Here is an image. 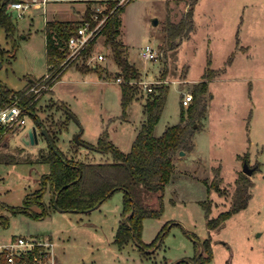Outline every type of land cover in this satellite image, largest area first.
<instances>
[{"label":"rangeland","instance_id":"374dc122","mask_svg":"<svg viewBox=\"0 0 264 264\" xmlns=\"http://www.w3.org/2000/svg\"><path fill=\"white\" fill-rule=\"evenodd\" d=\"M21 1L27 4L22 17L7 5L16 27L12 40L6 39L0 27V45L14 51V57L0 67V83L13 92L22 89L28 78L37 81L47 69L45 19L93 20L94 14L85 16L87 6L105 10L108 0H93L94 4L90 0ZM118 2L124 5L119 13L120 39L129 62L141 72L132 80H164L162 84L168 86L163 109L153 127L155 136L178 123L181 99L186 92L192 94L194 84L207 68V59L211 62L208 67L216 71L207 80L203 95L207 111L202 126H192L193 149L173 155L174 169L164 187L163 211L158 217L142 220L141 241L156 243L145 249L147 253L132 241L121 248L113 243L122 217L120 190L88 211L52 207L48 189L43 195L47 211L42 217L8 210L7 207L20 206L25 196L39 187L40 176L48 172L46 163L25 161L46 150L47 143L41 135L37 143L30 145H24L20 135L6 137L9 144L0 148L1 152H14L20 159L16 163H0V215L6 219L0 223V240L10 234L48 235L54 242L55 264H198L201 250L197 243L210 237L212 258L202 264H264V0ZM188 6L193 8V28L187 35L176 37L180 44L172 47L166 28L177 23ZM153 18L157 19L155 25ZM103 40V35L98 36L88 57L81 54L67 64L59 80L34 95L33 108L30 107L45 128L56 129V144L67 154L73 152L76 135L95 144L104 130L120 151L128 152L145 119L146 92L138 84L136 97L127 106L125 116H121L119 82L113 77L118 67ZM147 43L157 47V60L140 58L139 51ZM231 53L233 60L225 66ZM98 54L104 59L97 60ZM83 64L96 65L97 71L112 76L99 77L95 70L83 72ZM62 106L68 108L69 117ZM64 120L67 124L61 130L51 125ZM34 124L33 116L28 115L25 129ZM204 124L206 129L201 130ZM246 132L249 143L245 148L241 143ZM75 144L81 159L111 160L108 153L89 150L76 141ZM238 151H246L237 157L239 163L234 158ZM244 162L253 168L247 175L252 182L247 206L231 214L219 227L208 229L201 201H209L210 217L228 209ZM219 176L222 193L212 187L207 191V186ZM31 209L39 211L36 205ZM160 231L162 237H158Z\"/></svg>","mask_w":264,"mask_h":264},{"label":"trees","instance_id":"16d2710c","mask_svg":"<svg viewBox=\"0 0 264 264\" xmlns=\"http://www.w3.org/2000/svg\"><path fill=\"white\" fill-rule=\"evenodd\" d=\"M18 0H0V27L3 28L6 39L12 40L16 27L11 20L10 13L7 12V5ZM91 4L95 2L90 0ZM107 7L102 11L106 16L104 25L99 34L104 36V45L110 48L111 56L118 67L113 77L120 78L118 83L120 88L121 116H125L126 108L136 97L138 86L129 83L130 80L139 77V71L131 64L126 56V47L120 39L121 21L119 13L124 5L118 0H108ZM85 16L95 13V7L87 6ZM102 13L98 16L101 17ZM193 8L188 6L186 12L180 20L170 23L167 29V36L172 41L171 46H178L180 39L176 37L187 35L193 28L192 22ZM81 21L69 20H47L44 26L45 32V57L46 71L51 73V77L56 76L59 80L66 71L64 60L66 55L65 41L74 32ZM96 40V39H95ZM84 49L82 55L88 57L90 48L94 41ZM14 57L13 49H5L0 45V62ZM233 60L231 53L225 66L230 65ZM210 59H207V68L201 75V80L196 82L192 88V100L190 104L183 108L181 105L178 123L167 126L163 132L155 136L153 127L157 122L164 106L168 86L159 84L154 86L150 93H146L143 103L144 121L141 123L128 152L120 151L108 138L107 131H102L95 144H86L89 150H96L100 153L110 154L111 160L93 161L77 157L78 145L74 141V149L71 154L65 153L57 146V131L51 126L45 128L38 116L32 111L34 123L41 128H45L49 141L53 148L47 144L45 151L40 150L33 160L28 162H40L48 164V172L43 173L39 179V187L30 194H27L20 206L7 207L11 212H22L32 217H42L47 211V205L43 201V195L50 191V205L54 203L55 194L58 192L56 206L61 211H88L96 203L103 202L117 190L122 191V211L121 219L114 233L113 243L119 248L129 241H132L144 253L146 248H152L156 241L151 244H144L140 239L142 220L146 217H158L163 211V194L166 183L170 180L173 172V155L179 151L189 152L193 149V124L202 126L207 111V105L203 102V95L207 90V80L215 76L216 71L209 68ZM81 71H97V66L83 64ZM99 77L109 78L110 73L97 71ZM29 85L13 92L0 83V97L7 98L10 93L22 95ZM32 99V95H23L21 101L27 103ZM33 108V106H31ZM69 117L68 108L60 107ZM67 119V118H66ZM67 121L53 122L51 125L59 126L61 130L66 127ZM58 130V131H59ZM47 143V142H46ZM4 148V147H3ZM54 149L57 153L54 152ZM240 157V156H237ZM246 161V159H243ZM20 159L14 152H1L0 163H16ZM218 169H216V173ZM218 175V173H217ZM221 176L212 180L207 186L222 193L219 190ZM236 182L235 195L232 198L230 207L219 212L215 217H210V203L207 200L201 201L206 218L208 229L219 227L231 214L245 208L250 198L248 187L252 184L249 177L244 173H239ZM36 205L39 211L31 209ZM127 217V220H125ZM6 219L0 215V223L4 224ZM160 231L158 237H162ZM201 252L198 257V264L209 261L212 258L211 238L207 237L197 243Z\"/></svg>","mask_w":264,"mask_h":264},{"label":"built area","instance_id":"2783aa9c","mask_svg":"<svg viewBox=\"0 0 264 264\" xmlns=\"http://www.w3.org/2000/svg\"><path fill=\"white\" fill-rule=\"evenodd\" d=\"M10 8L23 10L27 4L22 2H12ZM103 10L96 8L93 20H82L73 33L65 41L66 57L64 67L73 60L79 58L89 43L95 40L104 25L106 16L99 17ZM158 49L152 44H145L139 51V56L144 61H154L158 58ZM104 59V55L98 54L97 60ZM56 76L51 77V73H45L37 80L31 81L28 88L22 95L13 93L7 98L0 97V148L8 144L6 137L18 136L26 133L27 116L31 115V105L34 102V95L40 94L44 89L55 82ZM116 78V82H120ZM164 80H130L131 84H138L143 91L150 93L153 84L165 83ZM23 95H32V99L27 103L21 101ZM192 100L191 93H184L181 99L183 107H187ZM0 264H55L54 242L47 236L38 235H15L7 239L0 240Z\"/></svg>","mask_w":264,"mask_h":264},{"label":"water","instance_id":"95a60500","mask_svg":"<svg viewBox=\"0 0 264 264\" xmlns=\"http://www.w3.org/2000/svg\"><path fill=\"white\" fill-rule=\"evenodd\" d=\"M152 23L155 25L157 23V19L153 18ZM1 66H2V63L0 62V67ZM38 135H41L45 139L47 144L49 143V145L53 148V145L49 141V136H48L47 131L44 128H41L40 126H38L37 124L30 126L27 129L26 133L20 137V140L23 142L24 145L34 144V143L38 142ZM74 138H75L74 140L79 145L86 147V144L82 143L79 140V135H76ZM54 152L57 153V151L55 149H54ZM179 153L183 154V151H180ZM252 171H253V168H248L247 163L244 162L242 165V172L245 173L246 175H250L252 173ZM57 196H58V192L55 194L54 203H53V206L55 208H57V206H56ZM99 204H100V201L88 210H92V209L96 208ZM125 220H127V217H125Z\"/></svg>","mask_w":264,"mask_h":264},{"label":"crops","instance_id":"0c3cea01","mask_svg":"<svg viewBox=\"0 0 264 264\" xmlns=\"http://www.w3.org/2000/svg\"><path fill=\"white\" fill-rule=\"evenodd\" d=\"M45 1V3H47V0H42V2H44ZM18 2H22L21 0H19ZM23 3V2H22ZM15 10H17V9H15ZM18 12H20L19 10H17ZM21 17H22V13H21ZM47 21V19H45V21H44V26H45V22ZM44 45H45V43H44ZM2 46V45H1ZM3 47V46H2ZM3 48H5V47H3ZM6 49V48H5ZM131 63V62H130ZM132 64V63H131ZM138 71H139V69L137 68V67H135ZM140 72V71H139ZM141 73V72H140ZM31 80H32V78H28L27 79V81L25 82V86L28 84V83H30L31 82ZM20 90V89H19ZM205 123V122H204ZM206 129V127H205V124H204V126L202 127V129L201 130H205ZM200 130V131H201ZM23 134H21L20 135V137L22 136ZM248 136H247V132H246V135H245V139H244V142H242L241 143V146H243V147H247V144L249 143V141H248ZM9 144V143H8ZM7 144V145H8ZM193 146H194V144H193ZM4 147H6V145L4 146ZM247 151V150H246ZM246 151H238V152H235V154H234V158H235V160L237 161V163H239V160H238V158H237V156H240V155H242L243 154V152H246ZM214 158H216V157H214ZM213 158V159H214ZM218 159V158H217ZM220 164V163H219ZM174 165V164H173ZM220 168H221V165H220ZM173 169H174V167H173ZM16 234H10V235H8L7 236V238H9V237H12V236H15ZM47 237L48 238H50L51 240H52V238L50 237V236H48L47 235Z\"/></svg>","mask_w":264,"mask_h":264}]
</instances>
